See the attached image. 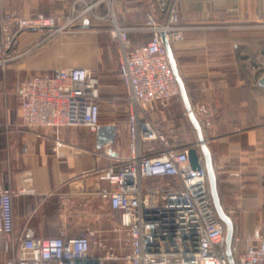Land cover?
<instances>
[{
	"label": "crops",
	"instance_id": "0c3cea01",
	"mask_svg": "<svg viewBox=\"0 0 264 264\" xmlns=\"http://www.w3.org/2000/svg\"><path fill=\"white\" fill-rule=\"evenodd\" d=\"M112 5L126 26L145 25L149 13L165 23L171 8L178 10L184 39L172 46L196 117L202 127L206 120L212 122L203 131L222 204L237 234L254 233L264 222V87L259 84L264 75V0H113ZM107 11L106 5L99 9L101 15ZM67 12L63 0H0V17H61ZM66 22L64 16L61 23ZM102 25L111 28L109 19L88 17L64 33L24 30L12 50L15 60L0 70V183L15 192L17 234L32 228L38 237L53 238L62 229L69 236L86 228L112 229L109 206L99 195L109 186L97 171L113 162L104 155L106 150L127 153V110L121 100L119 118L126 122L119 127L102 123L117 127L112 143L99 147L98 131L86 127L62 128L58 133L66 146L58 156L57 131L26 127L16 95L18 85L35 75H50L59 68H104V48L94 47L99 38L94 29ZM142 36L131 33L135 45L146 40ZM98 84L101 90L99 79ZM123 95L119 78V99ZM151 118L162 124L173 145L196 148L204 160L181 97L160 106ZM61 195L68 197L66 208ZM116 216L114 227L120 221Z\"/></svg>",
	"mask_w": 264,
	"mask_h": 264
},
{
	"label": "built area",
	"instance_id": "2783aa9c",
	"mask_svg": "<svg viewBox=\"0 0 264 264\" xmlns=\"http://www.w3.org/2000/svg\"><path fill=\"white\" fill-rule=\"evenodd\" d=\"M63 1L68 12L61 17H0V70L15 60L12 50L24 30L49 28L57 34L88 17L110 20L127 110L128 150H106L113 162L97 173L109 186L99 195L120 221L111 235L90 228L76 236L62 229L53 238L38 237L32 228L17 234L15 192L0 183V243L6 264H229L226 225L216 213L204 160L199 156L201 167L194 168L189 148L173 145L162 124L151 118L160 106L181 97L163 42V34L171 44L184 39L178 10L171 8L165 23L149 13L145 25L126 26L117 19L113 0ZM103 5L105 15L99 13ZM64 16L67 22L62 24ZM133 32L150 37L135 45ZM16 95L26 127L57 131L58 156L66 146L59 130L86 127L97 132L103 102L118 108L116 99L102 97L94 70L83 67L32 76L18 85ZM211 125L206 120L203 127ZM60 200L66 208L68 197L61 195ZM232 251L237 264H264V222L252 234L236 233Z\"/></svg>",
	"mask_w": 264,
	"mask_h": 264
},
{
	"label": "water",
	"instance_id": "95a60500",
	"mask_svg": "<svg viewBox=\"0 0 264 264\" xmlns=\"http://www.w3.org/2000/svg\"><path fill=\"white\" fill-rule=\"evenodd\" d=\"M86 23H88V21H86ZM163 42H164V46L166 48V51L169 57L171 68L173 70V73L180 87L181 98L184 101L186 110L188 112L189 119L192 125L194 126L197 132V135H198L199 146L204 156V166L207 170L210 192H211V196H212V200L214 203L216 213L218 217L220 218V220L226 225V254L228 257V261H229V264H237L235 257L233 255V251H232L234 236H235V223H234L233 218L226 212L222 204L221 196H220L219 189H218L217 174H216L214 164H213L212 153L205 139L203 127L193 111L190 98H189V94L187 91V87L180 73L177 59L174 54L173 46L165 34H163ZM259 84L264 87V75L260 79ZM116 134H117L116 126L101 125L98 128L99 147H102L103 145L107 143H112L115 140ZM189 158L194 168L201 167V164L199 163L198 150L196 148L189 149Z\"/></svg>",
	"mask_w": 264,
	"mask_h": 264
},
{
	"label": "rangeland",
	"instance_id": "374dc122",
	"mask_svg": "<svg viewBox=\"0 0 264 264\" xmlns=\"http://www.w3.org/2000/svg\"><path fill=\"white\" fill-rule=\"evenodd\" d=\"M150 8V7H149ZM148 13V12H147ZM98 25V24H97ZM93 31V30H92ZM98 33L99 38H95L94 47H103L105 52V67H98L94 70L96 77L100 80L101 95L105 99H116V105L118 108L114 110L110 104L106 101L103 102V114L102 123H114L119 127V124L123 125L126 122L125 117L119 118V100H121V108H125L124 95L119 99V73H118V46L112 40L110 29L107 25L98 26L94 29ZM125 110V109H124ZM123 119V120H122ZM126 136V134L124 133ZM108 224L109 228L113 229V225L118 222V217L111 211H108ZM113 226V227H112ZM111 229V230H112ZM107 231L111 235L110 231ZM236 235V232H235ZM1 244V243H0ZM7 255L4 254L2 247L0 246V264H6Z\"/></svg>",
	"mask_w": 264,
	"mask_h": 264
},
{
	"label": "trees",
	"instance_id": "16d2710c",
	"mask_svg": "<svg viewBox=\"0 0 264 264\" xmlns=\"http://www.w3.org/2000/svg\"><path fill=\"white\" fill-rule=\"evenodd\" d=\"M143 36L142 37H144V39H146V40H148L149 39V35H146V34H142Z\"/></svg>",
	"mask_w": 264,
	"mask_h": 264
}]
</instances>
